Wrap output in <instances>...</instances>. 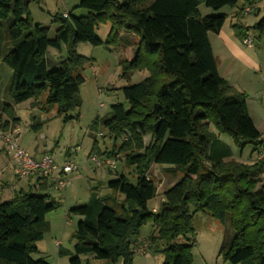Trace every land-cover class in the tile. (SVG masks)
<instances>
[{"label":"trees","instance_id":"obj_1","mask_svg":"<svg viewBox=\"0 0 264 264\" xmlns=\"http://www.w3.org/2000/svg\"><path fill=\"white\" fill-rule=\"evenodd\" d=\"M241 2L239 19L246 8L254 7V0H81L79 8L89 15L57 16L60 26L52 39L48 29L31 18L30 0H0V63L11 71L12 100L1 107V130L20 124L14 106L29 101L45 113L56 108L65 122L73 119L71 114L81 107L82 73L91 62L77 47L104 45L96 35L100 26L111 25L107 42L124 32L141 37L133 59L123 63V77L129 80L137 71H148L149 77L125 87L128 107L112 106L111 117L103 121L110 138L123 139L117 149L104 154L115 163L123 160L137 181L133 185L121 174L107 183L106 197L95 188L87 203L68 211V216L81 218L73 251H60V256L70 258L69 264H84L81 257L89 255L109 264H132L147 223L154 227L149 248L156 251L163 245V264H192L195 243L178 240L195 232L199 212L221 223L229 219L234 235L219 251L226 263L264 264V161H235L220 135H229L240 147L251 144L258 154L264 137L250 116L247 95L218 71L209 34L222 31L226 15L201 18L199 11L201 5L218 11L237 8ZM253 28L258 38L264 37V17ZM249 29L233 26L242 41ZM7 43L12 47L4 53ZM62 46L67 59L49 71V49L60 51ZM1 83L0 77V91ZM98 122L97 118L92 129ZM41 126L33 128L38 131ZM146 137L151 138L148 145ZM100 154L95 137L90 157ZM153 165L167 166L173 177L182 176L164 192L157 211L148 205L158 191L149 178ZM37 184V191L20 190L0 203V264H49L32 256L48 227L46 217L62 203L50 193L53 185L48 180L40 177Z\"/></svg>","mask_w":264,"mask_h":264},{"label":"rangeland","instance_id":"obj_2","mask_svg":"<svg viewBox=\"0 0 264 264\" xmlns=\"http://www.w3.org/2000/svg\"><path fill=\"white\" fill-rule=\"evenodd\" d=\"M80 1L30 0V15L35 24L48 29L49 38L53 39L60 26L57 16L64 15L65 17V14H71L75 18H80L89 15L87 10L79 8ZM254 1L253 13L252 11V14L244 13L245 16L241 19L237 18L236 14L244 7L243 2L237 8L225 7L218 11L201 5L199 11L201 18L226 15V22L222 28L223 33L235 39L241 54L238 56L226 52L222 47V38L219 34L210 33L209 39L219 72L229 78L231 86L246 93L250 115L256 127L264 131V106L259 103L262 96L261 91L264 90V37L258 38L253 28L264 17V0ZM234 25L250 28L249 37L255 38L253 48L244 45L243 41L235 35ZM110 28V24L102 25L96 31L97 37L104 42V45L94 47L85 43L77 47L78 54L91 62L85 66L82 73L85 82L79 91L81 107L71 114L72 120L65 122L63 117H58L56 108L45 113L39 108L32 109L33 105L31 108L30 103L16 107L17 117L20 120V124L17 126L21 134L19 142L21 148L28 155L33 156L36 151H46L60 164L64 162V156L70 154V160L79 168L78 172L69 177L70 185L63 192L50 190V193L58 202L62 203V206L46 217L48 227L42 240L37 244L38 253L32 256L33 259H43L49 264H69L70 258L60 256V251H73L75 245L73 235L81 220L78 216H68V211L71 208L87 203L91 191L95 188H99L100 195L106 197L108 195L107 183L116 180L121 174L126 175L133 185L137 181V176L133 170L125 167L123 160L116 162V170L110 167V161L104 153L117 149L123 139L115 141L110 138L103 126V121L111 117L112 106L120 103L128 107L123 89L143 82L149 77V72H134L129 80L123 77V63L133 59L141 37L133 32H124L119 38H113V41L107 42ZM11 47L12 45L7 43L4 53L9 52ZM65 59H67L65 46H62L60 51L49 49L46 56L48 70L59 68ZM0 77L2 80L0 106H2L4 102L11 103L12 101L9 96L11 71L2 63H0ZM97 118L99 119L98 125L92 129ZM38 124H42V126L36 131L33 126ZM210 130L216 133L214 127H211ZM95 137L101 152L99 157H96L101 164L100 167L89 159ZM220 139L232 148L235 161L244 164L256 162L258 153L255 146L251 144L244 147L237 146L234 140L226 134L220 135ZM150 140V137L145 138L146 145L150 143ZM15 165L16 161L13 159L12 153L0 140V174L5 172V176L0 179V184L8 182L11 186L10 192L4 191V188L0 186V203L11 200L14 194L19 192L13 191L22 181L14 175ZM165 167L167 166L153 165L149 173V178L155 181L158 187L155 199L148 204L150 209L156 208L155 211L164 200V192L182 178V176H171L166 172ZM100 183L102 185H99ZM260 187L261 183L257 189ZM194 230L193 234L178 240V243H186L187 239H190L195 243L192 251V264H229L224 261L222 256H219L220 248L230 242L234 235L229 219L225 223H221L208 214L199 212L194 217ZM153 231L152 223H147L141 229L140 239L134 248L147 244L148 249L145 256L136 254L132 264L164 263V256L160 251L163 245H158L156 251L153 247L149 248V237ZM81 259L84 264H109L107 261L96 259L93 255L81 257Z\"/></svg>","mask_w":264,"mask_h":264},{"label":"built area","instance_id":"obj_3","mask_svg":"<svg viewBox=\"0 0 264 264\" xmlns=\"http://www.w3.org/2000/svg\"><path fill=\"white\" fill-rule=\"evenodd\" d=\"M251 8H246L244 13H251ZM67 17V14H65ZM243 43L248 47H253L254 38L247 37ZM20 132L16 126L12 130L0 129V140L12 153L13 159L16 161L14 174L20 179H27L34 173H39L41 178L48 180L53 185V190L64 191L69 185L71 179L69 178L74 173L78 172V166L71 160H66L59 164L52 155L44 154L40 159H35L21 148L20 146ZM264 149L257 155V160L264 161ZM91 162L95 163L98 167L101 164L96 157L89 158ZM110 167L115 169L116 163L110 161ZM155 211V210H154ZM148 245H142L135 249L136 254L146 255Z\"/></svg>","mask_w":264,"mask_h":264},{"label":"crops","instance_id":"obj_4","mask_svg":"<svg viewBox=\"0 0 264 264\" xmlns=\"http://www.w3.org/2000/svg\"><path fill=\"white\" fill-rule=\"evenodd\" d=\"M254 11V8H252V13ZM251 13V14H252ZM219 36L222 38V47L223 49L226 51V52H230L232 54H237L238 56L241 54L240 50H239V47L235 41L234 38H232L230 35H226L223 33V30L219 33ZM211 42V41H210ZM244 44V43H243ZM212 45V43H211ZM245 45V44H244ZM248 47V46H247ZM254 47V45H253ZM253 47H249V48H253ZM213 49V48H212ZM218 71H219V68H218ZM220 73V72H219ZM221 75V74H220ZM222 78H224L225 80H227L229 83V78L227 76H224V75H221ZM236 89V88H235ZM239 91V90H238ZM241 92V91H240ZM262 92V96H261V100H259V103L264 106V90L261 91ZM245 93V92H244ZM246 94V93H245ZM248 97V96H247ZM248 99V98H247ZM6 103V102H4ZM3 103V104H4ZM31 104V108H32V101H29V102H26L24 104ZM248 103V109H249V113H250V106H249V101H247ZM8 104H12V101L11 103H8ZM1 107L0 106V110H1ZM16 107L17 106H14V109L16 111ZM34 109V108H32ZM17 113V112H16ZM251 116V115H250ZM252 118V117H251ZM253 120V119H252ZM254 122V120H253ZM255 124V122H254ZM256 126V125H255ZM257 130L262 134V136L264 137V131H262L260 128L256 127ZM6 147V146H5ZM4 148V147H3ZM5 149V148H4ZM262 150V149H261ZM259 152V150H257V153ZM44 154H48L46 151L45 152H39V151H36L35 152V155H33L32 157L35 158V159H40ZM65 157V160H70V154H68L67 156H64ZM257 161V160H256ZM63 163V162H62ZM60 163V164H62ZM16 167V165H15ZM15 167H14V171H15ZM166 168V167H165ZM5 172L3 171L0 175V179L1 177H4L5 175ZM15 175V174H14ZM40 178V175L39 173H34L33 175H31L29 178L25 179V180H22L20 181L19 185H17V189L14 188L13 191H20V190H24V191H29V190H32V191H37L38 190V184H37V180ZM22 182V183H21ZM99 185H102V183H100ZM0 186L2 188H4V191H7V192H10L11 190V186L10 184H8V182H1ZM108 194H110V191L107 190ZM156 208H153V210H155Z\"/></svg>","mask_w":264,"mask_h":264},{"label":"water","instance_id":"obj_5","mask_svg":"<svg viewBox=\"0 0 264 264\" xmlns=\"http://www.w3.org/2000/svg\"><path fill=\"white\" fill-rule=\"evenodd\" d=\"M157 113H158V106L155 107V114H157Z\"/></svg>","mask_w":264,"mask_h":264}]
</instances>
